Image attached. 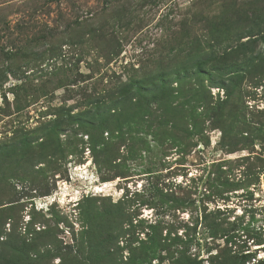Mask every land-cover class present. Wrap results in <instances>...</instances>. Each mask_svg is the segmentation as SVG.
<instances>
[{
    "label": "rangeland",
    "instance_id": "1",
    "mask_svg": "<svg viewBox=\"0 0 264 264\" xmlns=\"http://www.w3.org/2000/svg\"><path fill=\"white\" fill-rule=\"evenodd\" d=\"M127 1L0 0V264H264V0Z\"/></svg>",
    "mask_w": 264,
    "mask_h": 264
},
{
    "label": "trees",
    "instance_id": "2",
    "mask_svg": "<svg viewBox=\"0 0 264 264\" xmlns=\"http://www.w3.org/2000/svg\"><path fill=\"white\" fill-rule=\"evenodd\" d=\"M167 0H128L126 3H120V8L117 10L114 11V13H112V18H114L115 20H118L117 24H119V27L122 28V31L125 30L126 32H136V29L135 28H130L128 25L130 24L129 22H131V20H138V11L139 10H142L143 8H145L146 6H150L152 9H157V8H160V7H164L167 8L168 5H167ZM113 2L111 1H108L106 3V7L109 6V5H112ZM118 4V2H117ZM147 12H144V14H146ZM131 17V20L129 22H127L125 25H123V20H125V18H129ZM167 17L168 16H162L160 18V23H165L167 22ZM95 30H91L89 29L85 34H87L88 37H91V38H94L96 35H95ZM190 60H195V69L201 71L203 70V68H206L208 66V63L201 57V56H195L193 57L192 59L190 58ZM178 65L175 64V65H172L171 68L172 69H175ZM170 68V67H169ZM178 69H184V65L181 64ZM155 78H157L159 80V82H163L164 81V78H165V73L164 71H159L156 75H155ZM132 87V84L131 82L129 81L127 84L123 85L121 84L119 87H117V91L119 92H123L124 90L126 89H129ZM91 104L94 103V101H90ZM99 103V102H98ZM88 113H91V112H88ZM85 115V113H79L78 115L76 116H73V118L75 119H81L82 116ZM100 118V117H99ZM102 120V119H101ZM99 127L102 129V131L106 130V127H105V123L103 124V122H101V124L99 125ZM105 127V128H104Z\"/></svg>",
    "mask_w": 264,
    "mask_h": 264
},
{
    "label": "bare ground",
    "instance_id": "3",
    "mask_svg": "<svg viewBox=\"0 0 264 264\" xmlns=\"http://www.w3.org/2000/svg\"><path fill=\"white\" fill-rule=\"evenodd\" d=\"M82 183L84 185H86V188L89 189L90 187H92L93 185V179H91L90 177L85 179V180H82ZM105 185V184H104ZM89 187V188H88ZM95 192V191H94Z\"/></svg>",
    "mask_w": 264,
    "mask_h": 264
}]
</instances>
